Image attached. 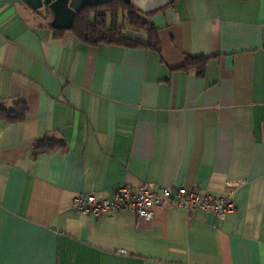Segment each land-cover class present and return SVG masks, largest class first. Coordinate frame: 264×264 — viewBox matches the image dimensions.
Instances as JSON below:
<instances>
[{"label":"crops","instance_id":"0c3cea01","mask_svg":"<svg viewBox=\"0 0 264 264\" xmlns=\"http://www.w3.org/2000/svg\"><path fill=\"white\" fill-rule=\"evenodd\" d=\"M39 13L0 0V105L28 108L0 120V264H264V0L154 11L160 52L56 37ZM48 137L62 146L35 154ZM229 183L223 217L170 205L150 223L72 206L124 185L218 197Z\"/></svg>","mask_w":264,"mask_h":264},{"label":"trees","instance_id":"16d2710c","mask_svg":"<svg viewBox=\"0 0 264 264\" xmlns=\"http://www.w3.org/2000/svg\"><path fill=\"white\" fill-rule=\"evenodd\" d=\"M153 13L144 14L132 3L123 0H114L108 4L88 7L77 14L71 33L78 41L89 45H114L124 48H146L160 52L158 31L150 21ZM53 29V28H52ZM144 34L146 41L128 38L126 30ZM54 35L61 36L64 30L53 29ZM206 60L204 58H187L184 68L195 69L199 73L204 71ZM28 108L25 103L17 102L11 108L0 105V120L20 122L26 118ZM52 137L36 143L35 154L48 153L60 148Z\"/></svg>","mask_w":264,"mask_h":264},{"label":"built area","instance_id":"2783aa9c","mask_svg":"<svg viewBox=\"0 0 264 264\" xmlns=\"http://www.w3.org/2000/svg\"><path fill=\"white\" fill-rule=\"evenodd\" d=\"M238 185L229 183L223 196H211L196 189L184 187L155 188L150 184L139 187H119L109 198L94 194H77L72 206L85 216L100 217L109 212L130 210L145 222L152 223L158 207L174 205L187 213H211L223 217L235 210L234 193Z\"/></svg>","mask_w":264,"mask_h":264},{"label":"water","instance_id":"95a60500","mask_svg":"<svg viewBox=\"0 0 264 264\" xmlns=\"http://www.w3.org/2000/svg\"><path fill=\"white\" fill-rule=\"evenodd\" d=\"M28 7L50 17L53 29L71 31L78 13L88 7L108 4L114 0H23ZM135 5L142 13L149 14L173 4L176 0H123Z\"/></svg>","mask_w":264,"mask_h":264},{"label":"flooded vegetation","instance_id":"af4514ba","mask_svg":"<svg viewBox=\"0 0 264 264\" xmlns=\"http://www.w3.org/2000/svg\"><path fill=\"white\" fill-rule=\"evenodd\" d=\"M39 15H40L41 18L44 17L49 22V24H50V17H47L46 18L44 13H39Z\"/></svg>","mask_w":264,"mask_h":264}]
</instances>
